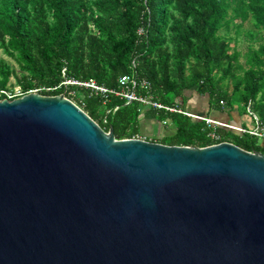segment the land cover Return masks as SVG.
<instances>
[{"label": "water", "instance_id": "1", "mask_svg": "<svg viewBox=\"0 0 264 264\" xmlns=\"http://www.w3.org/2000/svg\"><path fill=\"white\" fill-rule=\"evenodd\" d=\"M0 264H264V155L118 140L63 95L2 99Z\"/></svg>", "mask_w": 264, "mask_h": 264}, {"label": "trees", "instance_id": "2", "mask_svg": "<svg viewBox=\"0 0 264 264\" xmlns=\"http://www.w3.org/2000/svg\"><path fill=\"white\" fill-rule=\"evenodd\" d=\"M245 22H251L244 35L253 43L242 64L233 44ZM0 49L15 64L0 59L1 90L13 93L18 86L23 93L56 97L64 89H46L64 78L117 90L119 79L134 70L164 105L220 123L213 113L231 122L238 106L264 131V0H0ZM71 90L73 101L118 140L143 135L145 118L168 129L156 138L160 144L205 148L215 132L219 143L264 155V139L249 133L255 127L241 124L246 132L238 134L183 114L125 105L114 96L104 103L89 90ZM194 92L208 97L205 114L187 105Z\"/></svg>", "mask_w": 264, "mask_h": 264}, {"label": "built area", "instance_id": "3", "mask_svg": "<svg viewBox=\"0 0 264 264\" xmlns=\"http://www.w3.org/2000/svg\"><path fill=\"white\" fill-rule=\"evenodd\" d=\"M139 33L143 34L142 30L139 31ZM133 66H135V65H133ZM134 69H135V67H134ZM63 74H65L64 70H63ZM72 87H77V88L89 90L90 93L92 95H94L95 97L103 98L104 103H107L110 101V96H114L115 98L121 99V101H123L125 105L138 103V104H140V106H143L145 108L152 109L155 111H159V112L162 111V112H167V113H179V114H183L186 116L193 117V118L198 119V120H204L206 122V124L209 126L210 125L223 126V127H227V128L233 129V130L236 129V128L230 127L228 125H224V124L217 122L215 120H212V119L200 117L197 115H191V114L185 112L184 110H182V108H180L178 105H174V106L164 105L163 103H161L155 99L153 92H152L151 84L145 79L138 78L137 74L135 73L134 70L131 74L124 75L119 79L117 90L109 89L103 85H99L93 80L82 82V81L71 79V78H64V80L62 81V83L58 87L49 88V89H46V91L51 92V91H54L57 89H64V93L62 95L66 99L75 103L73 101V97H75V91L71 90ZM31 93H40V92H39V90H35V91H30L28 93L22 92V93L16 95V94H13L9 91H5V90L0 89V100H2L1 98L4 97V99L12 101L14 99L21 98V97H23L27 94H31ZM76 106H78V105H76ZM79 108L82 109L81 107H79ZM117 109H118V107H116L114 109V111H116ZM163 125L166 126V123L163 122ZM239 130L243 133L246 132L245 129H243V130L239 129ZM249 133L254 135V136H257L259 138L264 139V131L262 129H260L259 126H257V128L255 130L250 131ZM210 137L214 141L213 145L221 144V143H219L220 142V136L218 134H216L215 132L210 133ZM129 140H143V141H148V142H154V141H152V139L145 137V136H142V135H135L132 138H130ZM222 143H225V142H222ZM213 145H211V146H213Z\"/></svg>", "mask_w": 264, "mask_h": 264}, {"label": "rangeland", "instance_id": "4", "mask_svg": "<svg viewBox=\"0 0 264 264\" xmlns=\"http://www.w3.org/2000/svg\"><path fill=\"white\" fill-rule=\"evenodd\" d=\"M237 24H240V21H237ZM251 28H252L251 22H245L242 26V34L239 36V38L234 36L235 30L234 29L231 30L232 36H234L237 39V41L234 42L233 46L235 47L236 51L240 53V62L242 64H244V62H245L244 54H246L248 51L247 47L249 46L250 43H253V42L249 43V41L246 39V36L244 35V33L246 31L250 30ZM259 44H261V41L256 40V42L253 45L255 48H257ZM0 59L10 63L13 66H15L14 62L4 54L2 49H0ZM12 82L14 83V80H12ZM13 90H14L13 94L17 95V94L22 93L20 87H18V86H15ZM39 92H40V90H39ZM35 94H40V93H35ZM41 96H43V95H41ZM189 96L190 97L193 96L192 98H190V100L187 103L189 108L194 110V112H200L201 114L202 113L205 114L206 110H208V97L207 96H200L195 92L190 93ZM212 117H214V118L217 117V119H220L224 125H228L230 127L236 128V129H234V131L236 130L235 132L238 134H243V132H241L239 130V129L243 130V128H241V126H242L241 124H246L250 128H252V127L253 128L255 127V129L257 128V125L254 122V120L252 118H250L249 115H245L238 106H236L232 112L231 122H228L229 117H227V115H225V114L213 113ZM210 119H213V118H210ZM140 125H141V128L143 129V135L152 139V141H154L155 143H157L156 141H158V142L160 141L156 138H161L168 131V129L166 127L160 126L159 124L156 125L155 123L151 122L150 120H146L145 118L141 119ZM255 129H253V130H255ZM260 141L263 142V139H260Z\"/></svg>", "mask_w": 264, "mask_h": 264}, {"label": "crops", "instance_id": "5", "mask_svg": "<svg viewBox=\"0 0 264 264\" xmlns=\"http://www.w3.org/2000/svg\"><path fill=\"white\" fill-rule=\"evenodd\" d=\"M142 136H144V135H142ZM145 137H147V136H145Z\"/></svg>", "mask_w": 264, "mask_h": 264}]
</instances>
